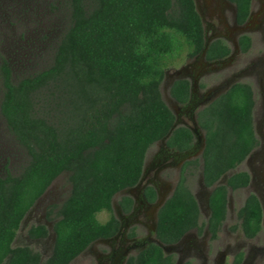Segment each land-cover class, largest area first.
<instances>
[{
	"label": "trees",
	"instance_id": "1",
	"mask_svg": "<svg viewBox=\"0 0 264 264\" xmlns=\"http://www.w3.org/2000/svg\"><path fill=\"white\" fill-rule=\"evenodd\" d=\"M229 1L236 5L238 21H244L251 0ZM67 9L69 24L47 67L14 81L6 61L0 66V113L28 155L18 173L6 170L0 175V264H68L91 242L116 232L119 223L111 211L112 198L139 181L151 145L160 139L180 150L192 145L188 128L171 130L174 115L160 86L174 57L204 48L194 1L67 0ZM249 41L241 38L242 50ZM205 51L215 57L228 49L213 43ZM170 93L177 101H186L188 82L175 81ZM254 103L251 85L237 82L198 112L205 132L202 180L213 187L210 213L199 222L200 209L185 177L186 166L197 161L187 162L157 213L155 234L162 244L175 243L186 232L203 227L211 239L217 237L226 218L228 188H244L250 181L246 171H236L226 183L216 185L259 145ZM63 172H68L70 191L55 214L52 253L40 261L38 251L12 243L28 210ZM121 204L130 205V199L124 197ZM102 211L110 214L100 222L97 215ZM237 218L246 238L261 230L262 206L255 193L246 196ZM47 233L44 225L27 229L31 238ZM127 264L173 260L150 243Z\"/></svg>",
	"mask_w": 264,
	"mask_h": 264
},
{
	"label": "rangeland",
	"instance_id": "2",
	"mask_svg": "<svg viewBox=\"0 0 264 264\" xmlns=\"http://www.w3.org/2000/svg\"><path fill=\"white\" fill-rule=\"evenodd\" d=\"M258 7L260 9L264 8V0H258L255 9L258 10ZM68 24L67 0H0V66L3 61H6L14 81L24 76L32 75L47 67L52 60L56 44ZM251 36L254 37L253 47L247 53L239 55L238 59L230 61L232 65L228 70H231V72L233 70L239 72L241 69L248 70L247 67L252 63V59L255 61L254 68H256V71L258 70V73L254 75L255 77H249L248 74H245L239 80L251 83L254 89L255 106L253 108V123L256 135L259 137H257L259 145L252 152L257 153L253 158H250L248 161L246 158V160L226 175L236 171H246L255 179L247 187L236 190L228 189L226 218L215 239H211L209 233L203 227L200 231H197V229L192 230L191 236L188 235L185 238L187 241L179 246L183 251V248L188 246L190 240L198 242L199 246L195 249V255L191 254V256L187 257L193 264H213L215 262L212 259L219 260L223 264H231L239 251H242L244 255L242 264H264V139H261V134L264 135V27L261 31L259 29L258 32ZM177 56L172 59V64L169 65L171 72L180 63L182 64L185 61L183 59L186 58V52H183L179 57ZM221 78L222 75L218 71L208 74V79L212 83L218 82ZM254 78H257L258 81L255 82ZM200 83L205 84L203 79L200 80ZM2 90L0 72V98ZM160 91L163 101L174 113V107L169 102L167 92L161 86ZM154 149H156L155 143L149 147V151L152 152ZM195 158L197 159L196 167L191 169V173H186V183L192 193L197 195L202 176L200 154L195 155ZM27 160L28 155L26 151L9 132L5 120L0 113V175H4L6 170H9L12 174L18 173ZM249 161L250 163H246ZM166 178L170 179L171 182L169 184L174 185L178 178H180V172L173 176L168 175V173L164 174L162 180L166 181ZM220 180L223 182L224 176ZM69 191L68 172H63L47 188L44 194L46 197H43L45 201L37 202L38 205L27 212L12 245H28L40 253L41 247L38 243L26 242L22 239L26 233V229L31 223L34 224L38 216H41L44 203L49 201L47 198L57 199L58 208L69 194ZM249 193L257 195L263 210L262 228L253 238H246L243 235L238 226L239 220L237 218V210ZM119 195L116 194L113 197L112 206H116ZM198 195L196 199L200 203L199 222L201 223L203 220H207L208 216L204 204V195L200 194V192ZM113 210V215L117 214L115 209ZM109 214L105 211L98 213V221H105ZM44 218L45 220H50L46 219L45 215ZM143 222L145 221L143 220ZM135 227L137 236L129 241L130 244L146 237V229L143 225ZM50 232L53 237V230L51 229ZM118 240L116 239L114 242L107 240L98 244H92L93 246H89L85 253L78 255L69 264H100L101 262L106 264L105 260H103L104 258L99 260L97 259L99 257L96 255L106 254V257L110 256L108 255L110 247ZM132 253L134 254V252Z\"/></svg>",
	"mask_w": 264,
	"mask_h": 264
},
{
	"label": "flooded vegetation",
	"instance_id": "3",
	"mask_svg": "<svg viewBox=\"0 0 264 264\" xmlns=\"http://www.w3.org/2000/svg\"><path fill=\"white\" fill-rule=\"evenodd\" d=\"M193 1L200 16L204 30V48L200 52L191 56L187 55L186 53V58H182L185 61L182 64L180 63L178 67L174 68L173 72H171L168 67L164 71V77L161 83V88L167 92L169 102L174 107V113L172 112L174 115V126L175 128L184 126L192 132V145L190 148H184L180 150L166 145L165 139H160L155 142L156 149H154V151L150 152L148 148L139 181L134 186L127 187L116 193L120 195L116 201L115 207L112 206V198L111 211L114 212L113 209H115L117 213L115 215H118L116 217L113 215L118 220V229L113 235L109 237L94 240L80 254L85 253L89 246H93L92 244H98L107 240L114 242L116 239H119L115 244L111 245L112 247H110L108 254L110 256L106 257V254H97L96 256L99 257L97 259L101 260L104 258L103 260H105L106 264H127V261L130 258L137 256L138 253L146 248L150 243H155L156 245L160 246L164 255H170L173 260V264H184L185 262L190 261L187 259V257L191 256V254L195 255V249L197 246H199L198 242L195 240H190L188 242V246L183 248V251L179 247L182 245V243L187 241L185 238L188 235L191 236L192 230L195 229L186 232L175 243L167 244L169 247H166L165 249L162 248V245L164 244H162L156 238L155 232L157 213L165 200H167V198H169V196L173 193L175 185L179 180L178 178L176 183L171 185L169 184V182H171L170 179L166 178V181L162 180V176L167 173L168 175L173 176L179 172L181 175V170L187 162L197 161L195 158V155L197 154H200L202 164L205 132L199 126L197 120L198 112L213 102L234 83L244 82L239 79L243 78L245 74H248L249 77H255L254 75L258 73V70L256 71V68H254L255 61L253 59L252 63L247 67L248 70L241 69L239 72L236 70L231 72V70L228 69H230L232 65L230 61L238 59L239 55L247 53L253 47L254 37L251 35L258 32L259 29L261 31L264 27V8L260 9L259 6V9L256 10L255 7L258 4V0H251L248 16L244 21L239 22L237 18L236 5L229 0ZM243 36H247L250 40L246 50H242L240 45V40ZM213 43H221L228 49V52L222 56L208 57L205 50L210 44ZM217 71L221 73L222 78L218 82L212 83L211 80L208 79V74L211 72L216 73ZM201 79H203L205 84L200 83ZM254 79L255 82L258 81L257 78ZM178 80H185L188 82L189 96L184 102L177 101L170 93L172 85ZM206 82L208 83L206 84ZM249 84L251 85V83ZM253 150L250 153H252ZM255 154L257 153L254 152L251 155L249 154V157H246L247 161L250 160V158H253ZM246 158L244 160H246ZM246 163H250V161ZM196 164H188L186 166L185 177L186 173H190L188 172L189 170L196 167ZM252 169L254 168L252 167ZM249 177L250 181L248 185H250L251 181L255 179L251 175H249ZM209 189L210 188L204 185L201 176L199 192L200 194L204 195V200L206 199V194ZM45 192L37 199V201L29 210L34 208V206H37V202L45 201L43 200V197H46V195L44 196ZM149 192H151L153 195H149ZM199 192L197 195L193 194L195 198L196 196H199ZM124 197L130 199V205L126 204L123 206L121 204ZM47 199H49V201L44 203V209L42 208L41 216H38L35 219L34 224L31 223L27 227L28 229L31 225H44L48 230L47 235L45 237L31 238L27 235L26 229L24 237L22 238L23 235L21 236V238L26 242L38 243V245L41 247V251L39 253L40 261H42L43 258L45 260L52 253L55 238L54 234L53 237L51 236L50 230L52 229L53 223L56 220L55 214L58 209V200L55 198L51 199L50 197ZM49 209L51 210L50 214L48 212ZM44 215L46 219L50 220H45ZM143 220L145 222H143ZM139 225H143V227L146 229V237H143L139 241H134L130 244L129 241L137 236L135 233V226L138 227ZM204 228V230L207 231L206 227ZM132 252H134V254ZM212 261L215 262L213 264H223L219 260L212 259ZM243 261V252L239 251L235 255V258L231 264H242ZM190 262L193 264L192 261ZM100 264H104V262H101Z\"/></svg>",
	"mask_w": 264,
	"mask_h": 264
},
{
	"label": "water",
	"instance_id": "4",
	"mask_svg": "<svg viewBox=\"0 0 264 264\" xmlns=\"http://www.w3.org/2000/svg\"><path fill=\"white\" fill-rule=\"evenodd\" d=\"M173 128H175L174 124H173V127L171 128V130H172ZM261 139H264V135H263V134H261ZM226 174H227V173H226ZM226 174L223 175V176H224V181L221 182V180H220V179L223 177V176H222V177L217 181L216 185L226 183V180H227L228 176L231 175L232 173L229 174V175H226ZM212 188H213V187H211V188L208 190V192H207V194H206V199L204 200V204H205V207H206V210H207V216H208L209 213H210V211H209V207H208V197H209V194H210ZM196 200H197V199H196ZM197 203H198V206H199V209H200V203L198 202V200H197ZM200 210H201V209H200ZM262 213H263V210H262ZM262 219H263V218H262ZM166 247H169V246H168V245H165V244L162 245V248H163V249H165Z\"/></svg>",
	"mask_w": 264,
	"mask_h": 264
}]
</instances>
